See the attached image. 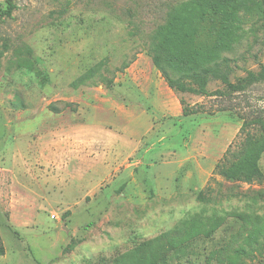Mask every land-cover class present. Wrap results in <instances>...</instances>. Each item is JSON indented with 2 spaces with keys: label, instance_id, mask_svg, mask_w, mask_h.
<instances>
[{
  "label": "rangeland",
  "instance_id": "1",
  "mask_svg": "<svg viewBox=\"0 0 264 264\" xmlns=\"http://www.w3.org/2000/svg\"><path fill=\"white\" fill-rule=\"evenodd\" d=\"M181 1L16 0L0 22V264H128L187 220L212 231L166 251L167 263L221 264L212 254L244 244V218H264V183L215 172L244 140L243 116L264 113V83L231 98L214 79L215 95L176 92L147 51ZM244 20L224 54L233 80L264 64V13ZM132 108L148 119L133 123ZM245 260L264 264V249Z\"/></svg>",
  "mask_w": 264,
  "mask_h": 264
},
{
  "label": "trees",
  "instance_id": "2",
  "mask_svg": "<svg viewBox=\"0 0 264 264\" xmlns=\"http://www.w3.org/2000/svg\"><path fill=\"white\" fill-rule=\"evenodd\" d=\"M18 8L16 0H6L0 9V22L12 18ZM254 11L264 13L259 0H185L170 6L166 21L157 26L151 36L148 53L154 65L176 92L196 95H215L208 90L211 80H220L225 89L218 91L223 96H247L256 84L264 83V64L258 71L249 70L245 76L235 77L229 58L224 54L233 50L243 34L244 16ZM25 64L32 68L31 61ZM102 62L78 77L73 86L85 84L101 67ZM183 114L196 111L189 109L180 99ZM241 132L244 140L235 148H228L216 164L215 172L230 180L245 183H264L260 160L264 154V113L244 115ZM245 217V216H244ZM196 220H187L174 230L166 231L153 240L142 243V249L130 256L128 264H168L165 253L186 246L199 236H209L212 229L200 226ZM244 244L230 253L229 248L213 252L225 255L221 264H247L245 257L252 258L264 249V218H244ZM216 224L214 228H217ZM0 246V255L4 254Z\"/></svg>",
  "mask_w": 264,
  "mask_h": 264
},
{
  "label": "crops",
  "instance_id": "3",
  "mask_svg": "<svg viewBox=\"0 0 264 264\" xmlns=\"http://www.w3.org/2000/svg\"><path fill=\"white\" fill-rule=\"evenodd\" d=\"M165 91L167 92V90H165ZM157 94H158V97H159L158 99L159 100L160 99L162 100V102L164 104V108L165 109L171 108L170 107V105H171V102L170 101H174V100L172 99V100L167 101V100L163 99L164 96H161L159 93H157ZM173 104H174V102H173ZM177 111H179V110H177ZM141 112H143V113L140 114V115H137V113H139V111H137V110H135L133 108L130 109L129 111H127L128 115H131V116L135 117L134 120H132L133 123H135L137 121L138 116L140 117V121L139 122H136V123H139V124L141 123L142 119L144 121H146L145 119H148V115H147L148 114V111L146 112V110H144V111H141ZM154 125H155V123H154ZM154 125L153 124H150L149 127H148V131L152 130V128L154 127Z\"/></svg>",
  "mask_w": 264,
  "mask_h": 264
},
{
  "label": "built area",
  "instance_id": "4",
  "mask_svg": "<svg viewBox=\"0 0 264 264\" xmlns=\"http://www.w3.org/2000/svg\"><path fill=\"white\" fill-rule=\"evenodd\" d=\"M52 218H56V215H52Z\"/></svg>",
  "mask_w": 264,
  "mask_h": 264
}]
</instances>
